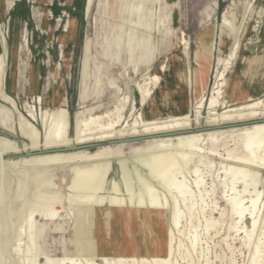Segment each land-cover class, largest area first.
<instances>
[{
    "label": "rangeland",
    "instance_id": "rangeland-1",
    "mask_svg": "<svg viewBox=\"0 0 264 264\" xmlns=\"http://www.w3.org/2000/svg\"><path fill=\"white\" fill-rule=\"evenodd\" d=\"M9 1L13 2V6L11 10H6ZM87 1L51 0L45 4L43 0H0V55L3 53L1 44L4 35L8 41L4 75L0 81L3 94L0 95V115L2 108L9 113L6 125L0 122V136L16 142L20 147L30 143L20 132L18 121L21 116L35 123L44 135L41 113L57 105L47 103L60 94L56 90L57 73V79L67 96V100L58 106L69 110L72 136L77 114L81 110H85L86 114L101 113L112 107L118 94L109 86L110 80L122 86L123 92L136 101L137 109L130 119L132 123L142 111L136 83L141 81L148 67H151V75H159V81L168 77L165 90L176 84L172 77L174 66L161 47L175 33L187 41V55L184 58L189 64V78L193 77L196 67V52L203 50L201 38L213 35L212 68L204 94L210 96L217 74L224 71L220 78L221 103L218 112L227 105L240 107L242 103L250 101H239L245 97L242 94L238 96L241 89L246 90L245 95L264 98V61L252 72L251 64L244 58L251 56L253 59L264 54V0L252 1V6L257 10V3L263 4L261 15L252 12L251 0H239L240 4L232 8L236 16L235 31L230 35L224 28L222 37L221 24L224 17H229L231 11L228 6L232 0H93L89 14L86 13ZM46 18L55 28L54 32H49L50 35L43 28ZM69 19L75 20L76 24L72 41H69V32L65 30ZM254 25L259 30L257 35L254 34L257 31ZM247 26L246 33L239 37V30H245ZM173 38L176 40V35ZM183 47L182 44L176 45L172 52H179ZM162 63L166 67L160 72ZM240 67L245 69L238 75ZM99 83H102V93L98 90ZM5 97H10L12 102ZM197 101L191 86L189 117L192 133L198 132L195 128L209 126L205 121L208 112L206 106L201 110L202 117L196 120ZM31 109L35 112V118L31 115ZM125 115L129 118V110ZM228 139L225 136L215 152L210 151L211 144L208 143L207 152L185 151L184 155L173 156V170L181 169V176H185V181L191 186H194L192 179L196 177V169H200L198 177L203 185L201 188L194 186L193 221L188 219L191 209L183 204L180 194L171 190L164 176L155 181L149 179L144 171H138L127 184L121 179L116 182L120 195L147 198L151 194V187L155 189L153 196L167 198L170 202L176 199L180 203L183 217L178 228L173 230L171 264H264V191L257 204L258 224L249 244L245 229L250 226L251 220L244 216L245 220L238 221L231 213L228 200L236 196L247 197L244 201L247 206L255 193L253 189L242 191L243 183L240 182L232 186L231 174L224 172L226 161L222 156L227 148L233 147L224 146ZM147 140L116 144L103 141L99 146L85 149L96 151L107 145L117 149L121 145L122 157H129L136 147L146 145ZM4 156V162L0 164V264H32L35 256L45 262V255L74 257L81 264H89V259L93 257L96 264H105L104 257L135 258V261L124 264H155L152 262L154 257L160 260L169 254L171 207L163 212L133 207L93 206L77 209L75 202H70L74 194L69 188L72 181L70 166L56 169L54 184L47 189L44 185L37 186L32 180L35 170H43L46 165L24 167L21 162L9 163L12 159L29 157L23 150L8 151ZM189 159L191 164L186 168L185 163ZM110 160L114 169L111 179L118 177V160ZM262 173L259 187L264 190V171ZM77 191L83 193L87 188ZM42 195L50 197L51 203L59 200L54 207L60 211L53 220L37 213L30 243L28 217ZM200 195L203 196V203ZM208 216L216 222L210 227L206 226ZM233 225L236 227L232 229L230 226ZM19 245L21 249L17 250ZM27 246L31 247L27 249ZM255 253L256 258L253 259ZM142 258L151 262H142Z\"/></svg>",
    "mask_w": 264,
    "mask_h": 264
},
{
    "label": "bare ground",
    "instance_id": "bare-ground-1",
    "mask_svg": "<svg viewBox=\"0 0 264 264\" xmlns=\"http://www.w3.org/2000/svg\"><path fill=\"white\" fill-rule=\"evenodd\" d=\"M44 1L48 2L49 0ZM252 1L256 2L258 0H251L250 4L252 12L261 15L263 4L257 3L259 9L257 10L252 6ZM92 3L93 0L87 1L86 13L88 14L91 11ZM237 3H239V0H232L228 6L231 12L229 13V17L223 18L221 24V37L223 36L224 28L229 31L230 35L235 31L236 23L234 20L236 16L232 12V8L236 7ZM12 6L13 2L9 1L6 10H11ZM72 21L69 19L65 26V30L68 31L70 35L69 41L74 39L75 33ZM45 26L49 29V32H53L54 27L51 24L46 23ZM248 26L245 27V30H239V37L241 34L243 35L246 33ZM254 27L255 30H257L256 25H254ZM254 34H259V30ZM174 35H176V40L173 38ZM174 35L168 37V39L162 43L161 47L162 52L168 54L170 64L174 66L172 77L176 84L172 88L165 90L164 87L169 83V80H167L168 77L159 81V75L157 73L151 75V67H148L147 71L144 73V77L140 82L136 83V90L140 97L142 111L136 115V119L132 123L130 122V119L134 116L137 109L136 101H132L130 94L123 92L122 86L118 85L115 81L110 80L109 86L118 94L112 107L101 113L86 114L85 110H81L77 114L73 128V136L71 135L72 131L69 110L66 107L58 105H55L52 109H46L41 113V120L45 129L44 135L41 134V131L31 120L23 116L20 117V122L18 121L20 132L29 139L30 143H26L20 147L16 142L0 136V143L2 144V147H0V164H3L5 157L4 154L8 151H37L36 149L39 148H42L39 150H49L72 145L87 144L94 141L100 143L103 141L108 142L109 140H116L115 138L122 140L149 136L145 138V140L148 139L146 145L143 144L144 146L142 147H136L129 157H122L123 149L121 145L117 149L107 145L96 151L79 149L78 151L72 150L39 153L22 158L21 160L12 159L9 163L17 164L21 162L24 167L28 165H46L43 167V170H35L32 180H34L37 186L44 185L47 189L54 184V171L59 168L70 166L69 171L71 173L72 181L69 188L74 191V194L70 198V202H75L77 209H85L93 206L114 208L133 207L145 210L154 209L163 212L171 207L173 211L171 217L172 229L169 237V254L165 257H161L160 260H157V258L154 257L152 262L155 264H171V257L174 252L173 230L174 228H178L183 217L181 205L176 199L170 202L167 198L153 196L155 189H152L151 187L149 188L151 194L147 198L143 196L133 198L130 194L120 195L117 193V180L121 179L127 184L133 174L138 171H144L149 179L155 181L163 179L162 177L164 176V179L169 181L171 190L180 194L183 204L191 209L188 219L193 221L195 213L192 212V210L194 209L193 202L196 193L194 186L201 188V185H203L202 180L198 177V171L200 169L196 167V177L192 179L194 186H191L185 181V176H181V169L173 170V156L184 155L185 151L207 152L209 148L207 147L208 143L211 144L210 151L215 152L221 140L225 136H228L229 139L224 142V146L231 145L233 147L230 149L227 148L226 154L222 156L226 161L224 172L228 175L231 174L232 186L240 182L243 183L242 191L253 189V192L255 193V196L251 197L248 201L249 204L247 206L244 205V201L247 197L243 199L236 196L228 200L231 205V213L239 219L238 221L242 222L244 216H247L248 219L251 220L250 226L247 230L245 229L247 234L244 233L249 244L252 241L253 232L258 224L259 214L256 215L257 204L264 191L259 187L262 180V172L264 171V98L255 97L256 95H248L247 97H250V101L242 103L240 107L227 105L223 108V111L218 112L217 109L221 103L220 95L222 82H220V78L223 76L224 71L217 74V79L210 90V96L206 97L204 94L207 90L209 74L212 68L213 35L201 38L203 50L200 49L196 52V67L193 77L191 78L187 75L189 64L184 58L187 55V41L177 33ZM222 40L224 41V38H222ZM179 44L184 45L183 49L179 50V52H172V48ZM1 45L3 53L0 55V81L4 75V66L8 53V41L6 35L3 36ZM252 49L253 47H251V50ZM244 58L247 63L251 64V71L255 72L254 70H256V68L262 66L264 54L257 55V57L253 59L251 56H246ZM165 67L166 66L162 63L159 67L160 72ZM99 84L98 90L102 93V83ZM191 86L198 98L196 120L199 121L202 117L201 110L206 106L208 112L205 115V121L209 124V127L219 125L228 126L212 128L209 130H196L198 132L192 133L193 130L190 129L192 122L189 117V91ZM58 93L60 94L58 95L56 104H58V102L61 104L62 100L65 98V93L62 88H59ZM0 95H3L1 89ZM175 96L178 98L174 99ZM5 98L12 102L10 97ZM127 110L130 112L129 118L125 115ZM1 111L0 122L5 124L7 121L6 117L9 116V113L4 108H2ZM31 115L35 118V112L33 109H31ZM186 130L192 131L169 134ZM65 152L69 153L65 154ZM186 156L188 155H185L184 157ZM110 158H116L118 160L116 170L118 177H113L111 179L110 176L114 169L113 166L111 167L113 162H111ZM108 161H110V163H108ZM202 161L203 159L200 162ZM185 164L186 168H189L191 159L186 160ZM181 177H183V179H181ZM84 187L87 188L86 192L81 193L77 191ZM127 191L128 193L130 192L128 187ZM200 196L201 203H203V196ZM39 199L40 200L33 205L28 217V238L30 243L33 239L32 228L35 224V216L38 215L37 213L44 216L46 219L53 220L60 211V209L54 207L55 203H58L59 200L51 203L50 197L47 195H42ZM209 216L206 218L207 227L216 223L214 219ZM230 227L233 229L236 225ZM28 247L30 248L31 246H27V249ZM20 249L19 245L17 250ZM255 258L256 253L253 256V259ZM130 261H135V258L126 259L123 257H117L109 259L104 257L105 264H124ZM141 261L151 262L146 258H142ZM68 262L70 264H81L78 259L74 257L64 256L58 258L49 255H45V262L40 261L38 257L35 256L32 264H68ZM89 264H96L94 257L89 259Z\"/></svg>",
    "mask_w": 264,
    "mask_h": 264
},
{
    "label": "water",
    "instance_id": "water-1",
    "mask_svg": "<svg viewBox=\"0 0 264 264\" xmlns=\"http://www.w3.org/2000/svg\"><path fill=\"white\" fill-rule=\"evenodd\" d=\"M228 125H219V126H214V127H209V126H202L201 128H195V130H209L212 128H221V127H226ZM192 130H186V131H177V132H172L169 134H178V133H184V132H189ZM162 135H166V134H162ZM149 136H142V137H137V138H130V139H116V140H109L107 143L108 144H115L118 142H129L132 140H141V139H145ZM101 145L100 142H92V143H87V144H80V145H72V146H66L63 148H56V149H49V150H37V151H25L24 154L26 156H31L34 154H39V153H47V152H57V151H72V150H79V149H85V148H92V147H96Z\"/></svg>",
    "mask_w": 264,
    "mask_h": 264
},
{
    "label": "crops",
    "instance_id": "crops-1",
    "mask_svg": "<svg viewBox=\"0 0 264 264\" xmlns=\"http://www.w3.org/2000/svg\"><path fill=\"white\" fill-rule=\"evenodd\" d=\"M43 2L45 3V4H48V2H51V0H49L48 2H45L44 0H43ZM46 23H49V24H51L52 25V23L49 21V19L48 18H46L45 20H44V22H43V28L49 33V31H48V29L46 28ZM73 27H74V32H75V27H76V24H75V20H73ZM54 30H55V28H54ZM54 30H53V32H54ZM49 35H50V33H49ZM74 36H75V33H74ZM90 61V60H89ZM89 64V63H88ZM242 65H244L243 63H242ZM246 66V65H245ZM84 67H85V65H84ZM86 68V67H85ZM97 69V68H96ZM245 68H243V67H240L239 68V74L238 75H240V73L244 70ZM58 71V70H57ZM96 72H97V70H96ZM57 77H58V73L57 74H55V81H56V85H57V87H56V90L59 92V88H63L61 85V82H60V80H58L57 79ZM245 93H246V90H243V89H241V91H240V93H239V97L241 96V94L242 95H244L245 97L244 98H241V99H239V101L241 100V101H245V100H250V97L248 98L247 96L248 95H245ZM59 95V94H58ZM58 95H55L53 98H51V99H49V101H47V103L49 104V105H52V104H54V103H56L57 102V100H58ZM255 97H257V96H255ZM65 100H67V96H65V98L62 100V103L60 104V102H58V104L57 105H62L64 102H65ZM236 101H238V100H236Z\"/></svg>",
    "mask_w": 264,
    "mask_h": 264
}]
</instances>
